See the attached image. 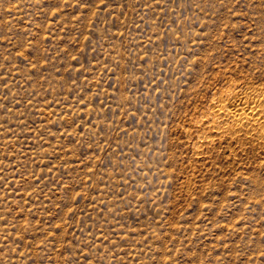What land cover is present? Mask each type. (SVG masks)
I'll return each instance as SVG.
<instances>
[{
  "label": "rangeland",
  "instance_id": "obj_1",
  "mask_svg": "<svg viewBox=\"0 0 264 264\" xmlns=\"http://www.w3.org/2000/svg\"><path fill=\"white\" fill-rule=\"evenodd\" d=\"M245 91L264 0H0V264H264Z\"/></svg>",
  "mask_w": 264,
  "mask_h": 264
},
{
  "label": "bare ground",
  "instance_id": "obj_2",
  "mask_svg": "<svg viewBox=\"0 0 264 264\" xmlns=\"http://www.w3.org/2000/svg\"><path fill=\"white\" fill-rule=\"evenodd\" d=\"M253 93L247 91L234 93L232 99L229 98L230 100L222 101L219 104V111H224L238 125L244 124V122L246 124L261 123L259 114L264 110V98H261L262 94L258 96L257 93Z\"/></svg>",
  "mask_w": 264,
  "mask_h": 264
},
{
  "label": "snow or ice",
  "instance_id": "obj_3",
  "mask_svg": "<svg viewBox=\"0 0 264 264\" xmlns=\"http://www.w3.org/2000/svg\"><path fill=\"white\" fill-rule=\"evenodd\" d=\"M104 0H101V4H103Z\"/></svg>",
  "mask_w": 264,
  "mask_h": 264
}]
</instances>
